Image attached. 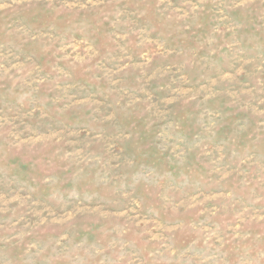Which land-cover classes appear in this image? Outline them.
<instances>
[{"label":"rangeland","instance_id":"1","mask_svg":"<svg viewBox=\"0 0 264 264\" xmlns=\"http://www.w3.org/2000/svg\"><path fill=\"white\" fill-rule=\"evenodd\" d=\"M0 264H264V0H0Z\"/></svg>","mask_w":264,"mask_h":264}]
</instances>
